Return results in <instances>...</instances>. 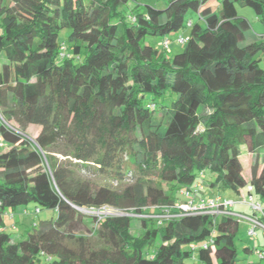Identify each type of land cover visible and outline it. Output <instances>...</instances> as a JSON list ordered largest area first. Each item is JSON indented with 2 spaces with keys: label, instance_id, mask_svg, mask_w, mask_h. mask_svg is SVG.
Here are the masks:
<instances>
[{
  "label": "trees",
  "instance_id": "trees-1",
  "mask_svg": "<svg viewBox=\"0 0 264 264\" xmlns=\"http://www.w3.org/2000/svg\"><path fill=\"white\" fill-rule=\"evenodd\" d=\"M165 1L0 0V264H242L237 218L155 216L198 181L201 199L250 186L264 203V42L236 10L264 25V0ZM59 145L71 161L51 156ZM29 204L54 217L17 238L3 216ZM103 206L125 216L78 211Z\"/></svg>",
  "mask_w": 264,
  "mask_h": 264
},
{
  "label": "rangeland",
  "instance_id": "rangeland-1",
  "mask_svg": "<svg viewBox=\"0 0 264 264\" xmlns=\"http://www.w3.org/2000/svg\"><path fill=\"white\" fill-rule=\"evenodd\" d=\"M137 2L142 5V6H152L156 9H163L165 8V6L167 5V2L165 0H137ZM131 4V3H130ZM128 9L132 8V5H129L127 7ZM125 9V8H124ZM236 10L238 12V15L244 19H246L250 25V33L254 36H256L260 41L264 42V25L256 19L253 11L248 8V7H240V6H236ZM182 36L186 37L188 34V31L185 30L182 33H180ZM68 35V30L64 29L63 31H61L60 33V40H65L66 37ZM176 39V35H172L169 37L170 40V44L166 50L167 54L172 56L174 54L180 53L183 48L184 45H182L179 42L175 41ZM147 42H149L153 47L156 48H160V40L154 37H147L146 38ZM259 58L261 59L260 61V66L262 68H264V53H260L259 54ZM40 131V128L37 126H29L26 129V135L28 137L35 138L38 133ZM6 150V145L2 144L0 145V153L4 152ZM64 150V148L62 146H58V148H56V150L51 153L53 157H55L56 159L58 158L61 161L64 160H69L71 161L70 157H64L62 155V152ZM240 162L242 164L243 167V175L246 179V181L249 180V176H250V168H251V164L253 162V156L247 151L246 147H241V156H240ZM82 174V173H81ZM80 175V174H79ZM83 175V174H82ZM92 180H94L96 183L99 184H107L108 181H106L103 177L100 176H96L94 175V177H91ZM206 184H208V181L206 182ZM220 196H229L231 198L228 199H232L235 201H240L238 200L237 196L230 192L229 190H220L219 191ZM178 200H183L182 197L177 196ZM27 209V213L28 214H19L18 217H22L24 218L23 222L31 223V221L34 222H39V221H43V220H48L51 217H54V213L50 210H41L39 212V214L35 215L34 211V204H29L26 207ZM19 211H21L19 209ZM230 211L235 212V213H240L243 214L245 216H250L252 214L251 210L249 209V207L245 204L239 203V204H235ZM133 218H138L136 216H133ZM16 217L13 218V220H11L9 217H7L6 215L3 216V221H4V225L7 229H11L12 227H15L14 232L16 234H14L15 237H19L20 234L23 232L24 230V226L22 225H17L15 223ZM85 225L83 228H80V230L78 231L79 234H84V235H89L90 231L92 232L93 230L97 229L96 226L90 222V221H85L84 222ZM138 227H139V223L138 221H135L133 223V230L135 231L134 233H137L138 231ZM249 229V225L246 223V221L239 219L238 220V232H237V236L235 239V246L237 247V250L239 252V258L241 260L242 264H256L258 263V257L255 254V252H251V253H245L244 249L245 248H250V249H256V250H261L264 247V231L262 230H257L256 231V235L255 236H249L247 234V231ZM260 264H264V263H260Z\"/></svg>",
  "mask_w": 264,
  "mask_h": 264
},
{
  "label": "built area",
  "instance_id": "built-area-1",
  "mask_svg": "<svg viewBox=\"0 0 264 264\" xmlns=\"http://www.w3.org/2000/svg\"><path fill=\"white\" fill-rule=\"evenodd\" d=\"M190 23H188V26ZM186 37L179 35L176 37L175 41L184 44ZM170 41L168 39L163 40L162 47L168 48ZM61 50L59 56L64 57L65 52ZM1 122L3 120L0 118ZM5 124V123H4ZM6 125V124H5ZM8 128L9 126L6 125ZM2 139L0 137V145H2ZM204 183L198 181L194 184L192 188L182 189L179 195L183 197L184 201L176 202L174 205L165 208L163 214L155 216L161 223L172 218L194 216V215H210L214 219L218 216H231L238 220L242 219L246 221L249 225L247 234L249 236H255L257 230L264 231V203L256 200L251 194V187L247 186L246 191L243 193L240 201H235L232 199L221 198L219 196L211 197L208 199H201L200 195L204 191ZM242 203L247 205L251 210V216H245L240 213H235L230 211V209L237 203ZM83 214L92 215L98 220L109 217V216H125V214L120 213L108 206H103L98 209L87 208L78 209ZM39 210L35 209V215L39 214ZM25 214L26 211H23ZM258 260H264V251H255Z\"/></svg>",
  "mask_w": 264,
  "mask_h": 264
},
{
  "label": "crops",
  "instance_id": "crops-1",
  "mask_svg": "<svg viewBox=\"0 0 264 264\" xmlns=\"http://www.w3.org/2000/svg\"><path fill=\"white\" fill-rule=\"evenodd\" d=\"M242 195H243V192H241L239 195H236L237 198H238V200H241ZM205 197H206V198L211 197V194H210L209 192H207V193L205 194ZM224 197H225V198H231V197H229L228 195H227V196H224ZM26 209H27V208H26ZM20 213H21V211L17 210V211H16V215L14 216V218L16 217V220H15L16 224H17V225H21V224L24 225V223L27 224L26 222H23V223H22V221H24V218H22V217H18V215H19ZM7 217H8V216H7Z\"/></svg>",
  "mask_w": 264,
  "mask_h": 264
}]
</instances>
